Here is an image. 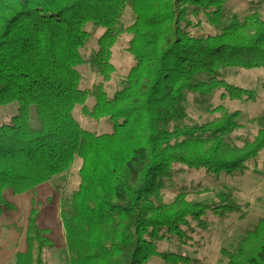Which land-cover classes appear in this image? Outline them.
Segmentation results:
<instances>
[{"label":"trees","instance_id":"obj_1","mask_svg":"<svg viewBox=\"0 0 264 264\" xmlns=\"http://www.w3.org/2000/svg\"><path fill=\"white\" fill-rule=\"evenodd\" d=\"M228 0H0V106L18 104L17 114L0 124V213L14 205L5 192L21 195L67 172L80 160L79 187L70 213L60 218L67 264H200L177 253H160L157 244L170 237L189 246L194 229L208 214L224 219L241 213L231 190L218 204L188 200L180 190L164 201L165 183L183 166L207 175H242L264 149V116L256 131L236 144L239 111L223 105L219 117L202 124L176 125L184 118L186 94L241 103L255 101L256 91L226 82L229 69L264 71V17L251 12L222 24ZM188 7L203 12L218 29L215 35L187 31ZM126 8L133 22L122 28ZM103 32L92 65L102 82L81 89V50L86 26ZM185 25V26H184ZM130 35L126 51L133 58L121 88L105 91L114 67L111 49ZM94 100L91 108L86 101ZM108 119L112 132L95 134L73 117ZM34 107L39 126L33 128ZM28 218L26 249L14 264H45L43 252L54 247L49 230ZM227 264H264V218L235 246L223 251Z\"/></svg>","mask_w":264,"mask_h":264},{"label":"rangeland","instance_id":"obj_2","mask_svg":"<svg viewBox=\"0 0 264 264\" xmlns=\"http://www.w3.org/2000/svg\"><path fill=\"white\" fill-rule=\"evenodd\" d=\"M251 12H258L264 17V0H228L223 5L222 24H227L233 17L242 18ZM134 18L129 8L123 12L119 25L124 28L133 22ZM187 31L192 36L215 35L218 29L207 21L203 12L188 7ZM185 26V25H184ZM89 34L81 54L84 64L77 70L81 74V89H90L102 82L101 76L92 65V59L97 51V39L102 34L101 29L91 24L86 26ZM130 35L123 34L111 49V64L114 73L104 88L109 97L121 88L130 67L133 65L132 56L126 51ZM221 78L237 87L256 91L253 102L222 100L221 93L212 96H202L188 93L182 103L184 118L176 125L202 124L219 117V113L211 114L210 110L223 105L228 111H239L241 128L236 130L231 138L240 145V140L247 134L253 136L256 131L254 120L264 116V71L229 69L221 72ZM94 100L89 98L85 105L91 108ZM18 104L12 103L0 106V124L6 123L17 114ZM73 117L81 128L95 133H111L112 123L108 119L99 121L83 116L81 107L76 106ZM31 126H39V120L34 107L30 109ZM80 160L75 159L72 167L65 173L41 184L34 192L12 195L5 192L6 199L15 209L0 213V264H14L16 254L26 249V231L28 218L32 211L38 215L37 225L47 229L54 247L43 252L45 264H67V251L64 241V231L60 218L63 211L70 213V200L79 187L78 169ZM171 181L165 183L163 189L164 201L171 202L174 196L184 190L188 193V200L198 201L208 205L218 204L221 195L231 190L237 203L241 205V213L230 214L219 219L211 214L202 223H191L194 233L189 246L181 245L175 238H168L157 244L160 253H177L197 259L200 264H227L223 251L233 252L236 243L251 230L257 222L264 218V149L257 159L247 164V171L242 175L228 176L226 174L207 175L204 172L188 169L183 166L174 168ZM148 264H164L159 258H153Z\"/></svg>","mask_w":264,"mask_h":264}]
</instances>
